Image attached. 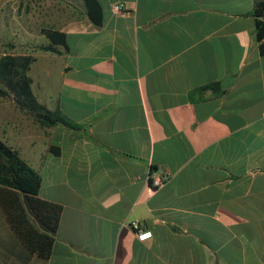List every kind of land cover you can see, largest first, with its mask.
<instances>
[{
  "label": "crops",
  "instance_id": "crops-1",
  "mask_svg": "<svg viewBox=\"0 0 264 264\" xmlns=\"http://www.w3.org/2000/svg\"><path fill=\"white\" fill-rule=\"evenodd\" d=\"M258 1L97 0L99 27L83 0L21 2L39 38L21 52L33 92L78 124L41 125L0 96V139L62 205L45 264H264ZM43 27L65 33L66 52L35 47ZM157 168L171 175L153 189Z\"/></svg>",
  "mask_w": 264,
  "mask_h": 264
},
{
  "label": "trees",
  "instance_id": "trees-1",
  "mask_svg": "<svg viewBox=\"0 0 264 264\" xmlns=\"http://www.w3.org/2000/svg\"><path fill=\"white\" fill-rule=\"evenodd\" d=\"M83 2L88 18L99 27L102 23L99 3L97 0ZM253 17L259 52L264 55V0L255 4ZM40 32L48 43L35 47L51 52L67 51L63 31L43 27ZM32 60L33 56L27 53L5 52L0 56V96L13 100L17 108L41 125L78 127L58 108L50 110L37 100L28 74ZM215 86L206 87L215 89ZM48 150L54 154L59 152L52 145ZM40 185L41 176L35 168L16 148L0 139V264H45L49 258L62 205L42 198Z\"/></svg>",
  "mask_w": 264,
  "mask_h": 264
},
{
  "label": "rangeland",
  "instance_id": "rangeland-1",
  "mask_svg": "<svg viewBox=\"0 0 264 264\" xmlns=\"http://www.w3.org/2000/svg\"><path fill=\"white\" fill-rule=\"evenodd\" d=\"M25 0H0V56L5 52L19 54L26 50L30 42L35 44L39 41L38 35L34 34L33 39L25 32V15H22L21 2ZM32 36V35H31ZM32 40V41H31ZM12 44L11 47L7 44ZM19 116L12 118V122L20 123Z\"/></svg>",
  "mask_w": 264,
  "mask_h": 264
},
{
  "label": "built area",
  "instance_id": "built-area-1",
  "mask_svg": "<svg viewBox=\"0 0 264 264\" xmlns=\"http://www.w3.org/2000/svg\"><path fill=\"white\" fill-rule=\"evenodd\" d=\"M113 9L115 11H120L122 9V4H115L113 6ZM171 172L168 169L165 168H157L154 170H150L147 176V181L149 183V186L151 188H158L162 186L169 178H170ZM129 225L133 228V230L136 232L138 237L140 239H146L149 236L148 233H151L149 231H145L143 228V224L141 221L138 220H132L129 222Z\"/></svg>",
  "mask_w": 264,
  "mask_h": 264
},
{
  "label": "clouds",
  "instance_id": "clouds-1",
  "mask_svg": "<svg viewBox=\"0 0 264 264\" xmlns=\"http://www.w3.org/2000/svg\"><path fill=\"white\" fill-rule=\"evenodd\" d=\"M147 235H148V236H150V235H151V233H148Z\"/></svg>",
  "mask_w": 264,
  "mask_h": 264
}]
</instances>
